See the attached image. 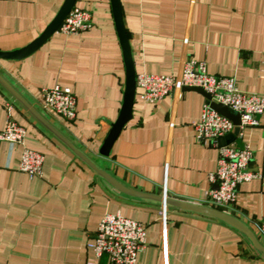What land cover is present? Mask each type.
<instances>
[{"label": "crops", "instance_id": "1", "mask_svg": "<svg viewBox=\"0 0 264 264\" xmlns=\"http://www.w3.org/2000/svg\"><path fill=\"white\" fill-rule=\"evenodd\" d=\"M65 0H0V52L33 42ZM136 76L175 75L188 60L234 78L240 91L264 95V0H119ZM92 27L54 32L19 60L0 59V76L75 149L128 190L206 207L219 150L196 141L203 94L184 90L150 104L136 89L131 119L109 156L100 149L117 120L126 70L110 0H76ZM69 87L76 118L42 107L40 92ZM234 113V112H232ZM12 120L25 129L23 146L43 155L42 175L17 170L22 146L0 143V264H108L89 245L105 214L143 224L146 244L136 264H264L237 229L154 198L123 193L99 176L0 85V130ZM232 143L248 145L260 179L237 188L228 214L264 246L255 224L264 218V114Z\"/></svg>", "mask_w": 264, "mask_h": 264}, {"label": "built area", "instance_id": "2", "mask_svg": "<svg viewBox=\"0 0 264 264\" xmlns=\"http://www.w3.org/2000/svg\"><path fill=\"white\" fill-rule=\"evenodd\" d=\"M91 27V14L72 8L57 31L64 35H75ZM184 88L201 89L210 97L203 105L200 121L194 125L196 141L219 150L216 170L208 176L212 188L207 193L205 204L206 207L228 214V209L235 204L238 186L260 179L262 175L250 168L253 152L248 145L237 148L231 143L218 147L217 141L235 128L239 130L238 138L244 128L258 126V117L264 114V95L240 91L234 78L209 75L204 61H185L175 75L136 76V89L141 98L150 104L168 95L179 98ZM40 97L46 111L68 122L75 120L76 99L69 87L55 85L44 88ZM212 104L222 105L237 114L239 124L221 115ZM25 133L23 127L8 120L6 127L0 130V143H7L10 149L16 145L22 146L17 170L30 178H39L44 158L40 153L23 146ZM161 197L168 198L165 191ZM166 206L162 204L163 214ZM255 227L258 234L264 237V218L256 222ZM145 244L146 230L143 224L116 213L105 214L101 218L89 248L96 258L107 256L108 264H136Z\"/></svg>", "mask_w": 264, "mask_h": 264}, {"label": "water", "instance_id": "3", "mask_svg": "<svg viewBox=\"0 0 264 264\" xmlns=\"http://www.w3.org/2000/svg\"><path fill=\"white\" fill-rule=\"evenodd\" d=\"M76 0H65L59 9L57 15L50 22V24L45 28V30L38 36L33 42H31L26 47L11 51V52H0V59L4 60H19L23 59L33 52H35L42 44H44L48 38L57 31L60 24L63 22L67 14L70 12L72 7L74 6ZM112 13L114 17L116 32L119 37V41L122 48L123 59L126 70V79H125V89H124V98L123 104L119 113L117 120L112 124L111 130L107 135L101 149L100 154L103 156H109L112 145L116 140L118 134L125 126V124L131 119L132 116V107L135 98L136 92V74L132 62V57L130 53V47L128 43V37L122 22V10L120 6L119 0H110ZM0 85L13 97L17 100L28 112L38 121L40 122L46 129H48L52 134H54L60 141H62L70 150L74 152L81 160H83L90 168H92L99 176L104 178L109 184H111L117 190L133 195H139L146 198H154L160 201L165 205H172L184 210L193 211L196 213H200L203 215L211 216L217 218L233 228L237 229L241 232L252 244V246L264 257V246L259 243L254 233L241 221L237 218L231 216L230 214L224 213L214 208L204 207L201 205L190 204L184 201L173 200L170 198H163L161 196H152L148 194H143L139 192H135L132 190H128L122 184L118 183L114 178H112L106 172L99 170L86 156H84L80 151L74 148V146L66 140L62 135H60L56 130H54L39 114L38 112L32 108L1 76H0ZM184 90H193L197 91L204 95L205 99L209 100L210 97L204 93L201 89L198 88H184ZM212 107L219 112L221 115L231 119L235 124H239V116L235 113H232L228 108L219 105L212 104ZM238 128H235L234 131L223 138H220L217 143L218 147H223L225 145H229L235 141V138L238 134ZM216 188V186H215Z\"/></svg>", "mask_w": 264, "mask_h": 264}]
</instances>
